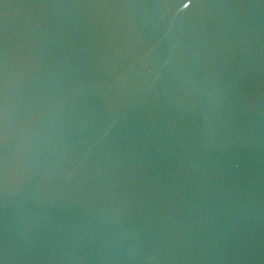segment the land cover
Here are the masks:
<instances>
[{"label": "water", "instance_id": "obj_1", "mask_svg": "<svg viewBox=\"0 0 264 264\" xmlns=\"http://www.w3.org/2000/svg\"><path fill=\"white\" fill-rule=\"evenodd\" d=\"M0 264H264V0H0Z\"/></svg>", "mask_w": 264, "mask_h": 264}]
</instances>
